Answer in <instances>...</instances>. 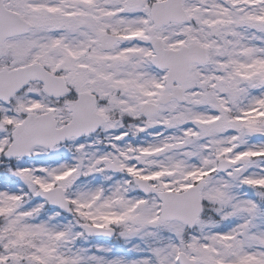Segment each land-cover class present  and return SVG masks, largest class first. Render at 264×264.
<instances>
[{"label":"snow or ice","instance_id":"snow-or-ice-1","mask_svg":"<svg viewBox=\"0 0 264 264\" xmlns=\"http://www.w3.org/2000/svg\"><path fill=\"white\" fill-rule=\"evenodd\" d=\"M0 264H264V0H0Z\"/></svg>","mask_w":264,"mask_h":264}]
</instances>
